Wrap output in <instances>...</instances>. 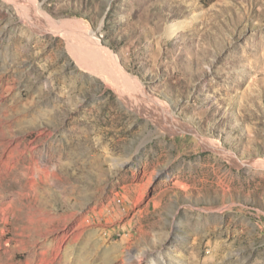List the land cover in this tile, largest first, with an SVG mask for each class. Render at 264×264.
<instances>
[{"label":"rangeland","instance_id":"obj_1","mask_svg":"<svg viewBox=\"0 0 264 264\" xmlns=\"http://www.w3.org/2000/svg\"><path fill=\"white\" fill-rule=\"evenodd\" d=\"M0 264H264V0H0Z\"/></svg>","mask_w":264,"mask_h":264},{"label":"bare ground","instance_id":"obj_2","mask_svg":"<svg viewBox=\"0 0 264 264\" xmlns=\"http://www.w3.org/2000/svg\"><path fill=\"white\" fill-rule=\"evenodd\" d=\"M47 21H48V23H49L50 26H53L54 25V23H52V21H49V20H47Z\"/></svg>","mask_w":264,"mask_h":264}]
</instances>
